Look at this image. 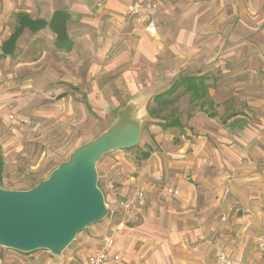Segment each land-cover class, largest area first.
<instances>
[{
	"label": "crops",
	"instance_id": "obj_1",
	"mask_svg": "<svg viewBox=\"0 0 264 264\" xmlns=\"http://www.w3.org/2000/svg\"><path fill=\"white\" fill-rule=\"evenodd\" d=\"M89 1L90 5L85 0H0V51L10 25L23 14L49 18L63 9L70 15L66 46L57 45L49 30H26L14 54L0 52V97H10L16 83L23 90L31 85L38 90L50 78L83 85L89 92L87 107L91 110L95 103L99 115L112 122L130 99L150 98L151 91L154 99L171 89L176 79L196 76L199 85L193 88L182 82L166 97L182 89L198 109L186 121L172 116L170 121L179 125L167 128L161 122L169 120L160 111L164 120L153 124L160 147L149 146L143 151L150 152L148 157L131 163L136 174L122 177L118 198L106 197L108 228L107 223L87 228L62 256L45 249L21 252L0 245V264H88L89 256L109 237L114 239L109 254L120 264H216L221 250L248 264H264L259 247L264 236H260L264 233V0H164L154 14L153 30L127 29L131 0ZM105 15L117 25L107 31L94 29L91 24ZM207 30L217 43L216 65L208 68L201 57L189 65L193 52L188 45L197 44L202 39L199 34ZM38 37L53 39L54 49L41 54L43 45L33 43ZM169 44L180 51L175 69L165 63L171 60ZM86 58L88 80L79 83L76 68ZM160 62L167 76L161 82L155 76ZM17 74L32 77L17 82L13 79ZM239 91L246 100L240 110L234 96ZM224 92L227 96L220 99ZM127 149L102 157L104 176L126 158ZM159 175L162 181L156 179ZM138 189H144L145 200L126 211L118 201L134 197ZM111 219L116 220L112 225ZM118 227L124 228L118 231ZM234 232L238 238L232 236Z\"/></svg>",
	"mask_w": 264,
	"mask_h": 264
},
{
	"label": "rangeland",
	"instance_id": "obj_2",
	"mask_svg": "<svg viewBox=\"0 0 264 264\" xmlns=\"http://www.w3.org/2000/svg\"><path fill=\"white\" fill-rule=\"evenodd\" d=\"M189 1L192 0H188V2ZM196 1L198 0H194V2ZM85 2L90 5L89 0H85ZM205 4L206 3H201V6ZM200 8L205 9L206 7ZM109 17H111V15H105L96 25H91L96 30L98 29L100 31L101 29L107 31L108 28H112V25H117L111 19L108 22L107 19H109ZM18 22L17 18L12 22L9 28V30L11 29L10 34L16 25H18ZM176 25L178 26V24ZM126 26L127 29L130 30L139 27L129 19H126ZM43 30H49L48 33L53 34L48 28ZM199 35V38L202 39L197 42V44L188 45L189 47L191 46L192 49L190 51L193 52L191 56L192 60L188 64L196 63V61H198L196 58L201 57V62L208 68L215 66L216 64L214 65L213 63L215 61L213 60V49L217 47V43L213 42V33L211 30H207ZM36 42H39L44 47L41 54L47 49H54L53 39L48 40L47 37H38V39L33 40L34 44ZM169 45L173 46L168 48L169 52L167 53V57L171 60L166 59L165 63H170L169 67L175 69L179 64L178 55L180 51L177 45ZM23 47L25 50V43ZM193 47H199V50L196 51ZM197 52L198 54L196 55L195 53ZM17 55H20V53L14 56V60H16ZM256 62L257 65H259V60H256ZM88 64L89 58H86L82 61L81 68H76L75 74L77 76L76 79H79V83L88 80ZM159 65L160 66L156 70L158 73H156L155 76L159 82H161L166 80L167 76L164 73L165 71H163L162 62H160ZM24 77L29 79L32 76L31 74H17L13 79H18V81H16L19 82V80ZM2 82H4V80H2ZM60 86L66 88V91H61V89H59ZM2 87L3 85H0V88ZM82 87L83 85L80 87V85L76 86L72 83L65 84L58 80L52 81L50 78L49 82H44L43 85L38 87V90H36V87L33 85L27 87L29 90H25V87L23 90V87L21 88L18 83H16L15 87L12 89L10 87L6 88V92L10 91V89L13 92L10 97H0V151L4 159L1 183L4 188L12 190L28 189L30 186L36 185L39 181L47 178L50 172L61 162L68 160L70 154L78 146L95 138L110 126L111 121L107 122L105 119L108 117L106 118L99 115L100 109L95 103L94 105L91 104V110L87 107L85 100L88 98L89 92L83 90ZM145 93L148 94L149 92ZM153 93L155 92L151 91L149 93L151 96L150 98L147 96L142 99V101L146 103V106L155 105ZM227 94V92H224L219 98H224ZM243 95L244 93L242 91H239L238 95H234L236 98L238 97V100H236V103L240 106L237 107L238 110L243 109V102H246ZM168 98H171L172 101L163 105L161 113L164 114L165 117L167 116L166 118L169 121L172 120V116L174 115L179 118L182 117L183 121H186L190 118L191 112L198 109L191 103L189 95L182 92V89L168 96ZM93 108H96V111ZM164 115L163 118H165ZM163 118L151 117L146 110V114L142 121V136L139 144L125 150L124 152L128 154L126 158L121 163L117 164L116 168L108 172L106 176H104L105 172L99 165L102 162L99 161L97 163L99 176L98 184L104 192L105 200L106 197L110 198V195H114L117 198L119 197L118 193H116V188L122 185L120 180L122 177L127 178L129 175L136 174L135 171H132L131 163L135 160L138 163V161L141 160L143 151L147 150L149 146L153 149L160 147V143L155 138L157 134L153 131V124L163 121ZM110 152H117V150ZM110 182L112 186L109 185ZM262 207L264 209V205ZM115 221L116 220H113L111 225ZM108 222H110L109 213L102 221L84 228L77 234L76 238L79 234L85 233L87 228H92L93 226H100L107 223L108 228ZM123 228L124 227H118V231ZM262 235H264V233L260 236ZM232 236L238 238L236 232H234ZM76 238L63 250L62 254L69 250ZM62 254L54 255L62 256Z\"/></svg>",
	"mask_w": 264,
	"mask_h": 264
},
{
	"label": "water",
	"instance_id": "obj_3",
	"mask_svg": "<svg viewBox=\"0 0 264 264\" xmlns=\"http://www.w3.org/2000/svg\"><path fill=\"white\" fill-rule=\"evenodd\" d=\"M69 17L63 9L55 10L50 18L23 14L0 52L14 54L26 30L37 33L49 28L58 44H67ZM146 110L142 99H130L106 130L78 146L68 160L31 188L7 189L0 181V245L60 255L79 232L107 217L109 208L98 184L97 163L110 151L139 144Z\"/></svg>",
	"mask_w": 264,
	"mask_h": 264
},
{
	"label": "built area",
	"instance_id": "obj_4",
	"mask_svg": "<svg viewBox=\"0 0 264 264\" xmlns=\"http://www.w3.org/2000/svg\"><path fill=\"white\" fill-rule=\"evenodd\" d=\"M97 1L99 3L105 2V0ZM162 2L163 0H131L128 5L129 17L135 23V25L145 26L153 30L154 14L156 10L162 5ZM162 178L163 177L161 175L156 177V179L159 181L162 180ZM109 185L112 186L111 182L109 183ZM166 190L173 193L174 195L179 194V191L177 189L173 190L172 188L166 187ZM144 200V189H138L134 197L130 199H121L118 201V204L126 211H131L136 206V201L143 202ZM120 225L122 226V224ZM113 243V238H107L105 246L89 256L88 264H120L117 261L113 262L109 254V247H111ZM259 247L264 253V236H262L259 240ZM216 257V264H248L241 258L223 250L219 251ZM163 264H167V262H164Z\"/></svg>",
	"mask_w": 264,
	"mask_h": 264
},
{
	"label": "trees",
	"instance_id": "obj_5",
	"mask_svg": "<svg viewBox=\"0 0 264 264\" xmlns=\"http://www.w3.org/2000/svg\"><path fill=\"white\" fill-rule=\"evenodd\" d=\"M57 45L59 46H63V45H60L58 43H56ZM182 82H185L187 83L189 86H193V88L197 85H199V80L196 76H190V77H185V78H178L176 79L175 83L173 84L172 88L169 89L168 91H165V92H161V93H158L154 96V103L155 105H148L147 106V111L148 113L151 115V116H159L160 114V111L163 109V105L164 104H167L169 102H171L172 100L167 98V94H171L173 93V91H175L180 83ZM160 117V116H159ZM161 125L164 127V128H167V127H170V126H174V125H179V122L177 121H169V122H161ZM132 148V147H130ZM150 154L149 151H146L143 153L142 157L143 158H146L148 157ZM3 167H4V159H3V155L0 151V181L2 182V172H3ZM33 186H30L29 188H31Z\"/></svg>",
	"mask_w": 264,
	"mask_h": 264
}]
</instances>
